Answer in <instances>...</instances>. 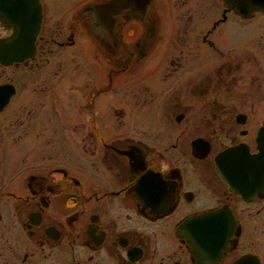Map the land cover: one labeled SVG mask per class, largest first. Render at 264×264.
<instances>
[{
    "label": "flooded vegetation",
    "instance_id": "1",
    "mask_svg": "<svg viewBox=\"0 0 264 264\" xmlns=\"http://www.w3.org/2000/svg\"><path fill=\"white\" fill-rule=\"evenodd\" d=\"M23 5L34 54L0 63V264H264V11Z\"/></svg>",
    "mask_w": 264,
    "mask_h": 264
},
{
    "label": "water",
    "instance_id": "2",
    "mask_svg": "<svg viewBox=\"0 0 264 264\" xmlns=\"http://www.w3.org/2000/svg\"><path fill=\"white\" fill-rule=\"evenodd\" d=\"M24 2L25 0H0V19L14 29L11 38L0 41V63L22 61L34 53L32 39L37 32L38 20L35 12L31 11L30 15L26 12ZM225 2L242 15L257 10L264 11V0H225ZM1 90L2 88L0 93ZM4 102L5 99L0 96V106Z\"/></svg>",
    "mask_w": 264,
    "mask_h": 264
},
{
    "label": "rangeland",
    "instance_id": "3",
    "mask_svg": "<svg viewBox=\"0 0 264 264\" xmlns=\"http://www.w3.org/2000/svg\"><path fill=\"white\" fill-rule=\"evenodd\" d=\"M10 69H2V70H0V75H7V74H9L10 75V71H9Z\"/></svg>",
    "mask_w": 264,
    "mask_h": 264
}]
</instances>
